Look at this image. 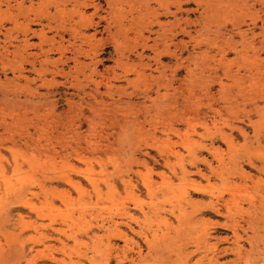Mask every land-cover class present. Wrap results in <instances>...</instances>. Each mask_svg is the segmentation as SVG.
<instances>
[{
  "label": "rangeland",
  "instance_id": "obj_1",
  "mask_svg": "<svg viewBox=\"0 0 264 264\" xmlns=\"http://www.w3.org/2000/svg\"><path fill=\"white\" fill-rule=\"evenodd\" d=\"M0 264H264V0H0Z\"/></svg>",
  "mask_w": 264,
  "mask_h": 264
},
{
  "label": "bare ground",
  "instance_id": "obj_2",
  "mask_svg": "<svg viewBox=\"0 0 264 264\" xmlns=\"http://www.w3.org/2000/svg\"><path fill=\"white\" fill-rule=\"evenodd\" d=\"M125 242H127L126 239H125Z\"/></svg>",
  "mask_w": 264,
  "mask_h": 264
}]
</instances>
